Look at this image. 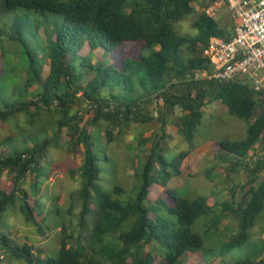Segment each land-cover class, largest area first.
Listing matches in <instances>:
<instances>
[{
  "label": "trees",
  "instance_id": "trees-1",
  "mask_svg": "<svg viewBox=\"0 0 264 264\" xmlns=\"http://www.w3.org/2000/svg\"><path fill=\"white\" fill-rule=\"evenodd\" d=\"M194 1L0 0V45L3 47L5 41L11 43L10 49L0 54V124H8L23 114L27 125L34 128L33 133L22 130L18 137L9 136L0 143L7 146V151L0 153V263L180 264L187 251L203 244L202 236L189 226L217 204L208 203L207 196L193 200L181 197L168 186V181L181 173L183 159L201 142H195L196 134L204 119L203 108L212 100L225 105L229 114L247 124L242 139L206 137L202 141L214 139V147L219 148L223 158L235 156L228 171L246 169L241 201L236 206L231 204L235 190L230 188L229 196L219 204L221 218L231 214L237 222V230L223 244V250L228 252L248 240V229L264 214V146L260 141L264 132V91H255L239 80L191 78L195 70L209 66L203 55L209 38L232 36L231 31L219 27L215 18L203 10L191 21L194 35L178 34L173 24L194 11ZM124 42H140L147 54L124 57L105 66L100 60L91 61L90 53L94 50L107 55ZM84 43L90 52L80 57L78 50ZM77 62L86 67L83 73ZM44 65L48 71L42 78ZM22 70L26 72L24 78ZM89 71L93 72L92 78L82 84ZM103 88H108L109 93L102 96ZM159 96L164 107L180 105L185 111L181 137L187 146L168 160L157 151L159 143L155 141L142 165L135 199L123 202L112 197L124 191L121 186H114L109 192L98 181L100 158L94 152V137L88 125L95 124L99 129L103 126L106 140L112 141L115 135L125 134L133 122H150L153 116L148 108L152 99ZM81 100L88 105L87 113H91L84 123L73 108ZM42 109L57 117L42 121ZM50 124L54 127L53 140L47 136ZM62 128L67 130L70 151H81L82 155L80 165L68 170L71 176L78 172L81 184L70 196L65 210H59L55 201L47 204L39 198L42 183L51 172L47 148L58 146ZM257 143L262 153L249 161V151ZM104 159H109L106 152ZM4 172L11 176L9 191L1 186ZM25 182L27 186L23 187ZM150 188L161 189L162 195L149 197ZM164 195L171 199V204ZM76 201L80 210L75 234L64 217L72 213ZM10 211L19 212L24 222L41 236L51 231L56 225L52 221L58 219L62 227L55 254L16 242L4 222ZM157 211L174 215L177 225ZM150 244H154L152 249L146 250L145 246ZM154 252L160 255L157 261ZM191 264L211 263L200 260ZM231 264H264V254Z\"/></svg>",
  "mask_w": 264,
  "mask_h": 264
},
{
  "label": "rangeland",
  "instance_id": "rangeland-1",
  "mask_svg": "<svg viewBox=\"0 0 264 264\" xmlns=\"http://www.w3.org/2000/svg\"><path fill=\"white\" fill-rule=\"evenodd\" d=\"M207 1L208 0H196L192 2L194 11L187 14L183 19L174 22V30L178 34L194 35L196 30L191 26V21L195 18L196 14L202 9L203 4ZM215 20L219 27L226 28L228 31H231L233 26L232 19H230L229 22V19H227L224 14L219 16L218 12ZM42 33L43 30L41 29V34ZM10 47L11 43L5 41L3 47L0 45V54L1 52L3 53V50L6 51L7 49H10ZM12 49L16 52L17 46L14 45ZM89 52L90 50L87 43H84V45L78 50L80 57L88 55ZM141 53L147 54L146 51L143 52L141 49L140 42H124L107 55L103 54L99 49H96L90 53V58L93 63L100 60L102 65L105 66L113 61L120 62L124 57L136 58ZM79 64L80 63L78 62L76 63L77 67L83 73L86 67H82ZM47 71L48 66L44 65L42 78L47 74ZM21 76L22 78L26 76V72L24 70L21 71ZM92 76V71L87 72L83 76L81 83L86 84ZM106 90L108 91L109 89H102V96L109 93V91L107 92ZM118 92L119 91L116 89L115 93L117 94ZM152 107L151 102L150 109ZM162 107L163 104L158 105L157 109L160 111ZM73 108L74 110L77 109V112L82 118V123L91 117V113L88 114L86 111L88 105L84 100H81L80 104L78 106L75 105ZM204 108L206 109V113L203 117L204 119L202 124L198 127L195 142H200L206 137H214L215 139L225 138L230 140H239L244 138L246 134V122L229 114L225 105H222L217 100H212L207 103ZM151 115L154 116V113L151 112ZM56 117L57 115H53L52 112H47L44 109L40 110L39 118H42V121L47 120V118ZM134 123L135 122L132 123L128 131L130 128H133V126H136L134 131L137 133L138 140L129 139L128 131L123 135H115V130L113 132L115 135L114 139L109 142L105 138L104 131H101L103 126L99 129L95 124L88 125V130H90L94 137V152L100 158L98 164L101 168V173L98 181L104 189L109 192L112 191L114 186H121L124 191L122 193L113 194L112 197L123 202L133 201L135 199L136 193L141 184V170L144 163L142 157V153L144 151L143 148L147 142L152 144L155 143V139L153 137L147 139L143 134L146 124L138 123L133 125ZM49 126L50 127L47 129V136L53 140L54 127L52 124ZM33 129L34 128L32 126L27 125L23 114H19L14 121L4 125L0 124V143L3 144L5 138L9 136H14L15 138L18 137L22 130H27L30 133H33ZM129 132H131V130ZM68 139L67 130L62 128L57 137L58 146L55 147L51 145L47 148L46 159L51 161L49 166L51 172L48 178L43 181L39 190L40 200L47 204L51 200L55 201L59 210H65L70 201V196L80 187L81 184L78 172H76L74 176H71L68 173L69 169L77 168L82 159L81 151L77 153H72L70 151L67 143ZM1 145L0 153H5L7 151V146ZM28 145L31 146L32 142L29 141ZM186 146V143L181 141L172 149L164 151L157 149V151L163 154L166 159L171 160L180 150L185 149ZM215 148L219 149L217 146ZM104 152H106L109 157L108 160L104 159ZM250 152L251 150L249 153ZM217 158L218 157L213 153H208L202 158V160L198 161V163L195 161L190 163L189 167L192 165L194 169V172L190 175L186 174V172L192 171V169L188 167L189 169H184L186 172L179 176H174L168 181V186L173 188L181 197L193 200L198 196H207L208 203L216 202L217 204L208 214L198 217L189 226L193 232L202 236L203 244L201 247L187 251L185 256H182L180 264H191V262L194 263L200 260L211 264H231L238 260L256 259L264 254V250H261L262 241L264 240V214L261 218L258 217L256 219L254 226L248 229L249 238L245 243L241 246L232 248L228 252H225L222 248V246H224L223 244L237 230V222L231 214L224 215L223 218H221L222 216L220 215L221 211L219 203L229 196L230 193L228 191L230 188L235 190L234 198L232 201L230 200L231 204L236 206L241 201L243 197L241 185L246 182L247 173L246 169L243 167H239L238 169L233 168L232 171H228L227 166L229 167L231 163L222 165L219 161H217ZM247 158L251 161L250 159L253 157L249 154V157ZM229 159L236 160L235 156L229 157ZM220 164L224 167L223 169L220 168ZM262 175H264V171L262 172ZM10 177L11 176L6 172H4L1 177V186L4 187L6 191H9L12 187ZM22 186L26 187L27 182L23 183ZM152 189L150 188L151 193H149V197L152 196V198H156L158 195H162V193H160L161 189ZM223 191L226 193L225 195L221 194ZM164 198L169 204L172 203L171 199L167 196ZM29 201L32 203L33 199L29 198ZM79 207V203L76 201L72 209V213L65 214L64 217V221L70 224V226L74 229L75 234L79 229L76 219L80 210ZM157 213L159 215H165L172 225H177V220L174 215L162 211H157ZM4 222L11 232V237L19 244H31L34 246L35 250H41L42 252H54L50 254H55V250L58 247L59 231L62 227L61 225H58V219L52 221V224L56 225L53 226L51 231H48L45 236L37 234L34 227L26 224L21 214L19 212L17 213V211L7 212L4 217ZM213 222H215V225H213ZM88 224L89 227H91V221L89 219ZM70 228L68 227V231ZM153 245H147L145 246V249L147 250L149 247L152 249ZM154 256L156 261L160 259L158 252H154ZM0 264H6V262H2Z\"/></svg>",
  "mask_w": 264,
  "mask_h": 264
},
{
  "label": "built area",
  "instance_id": "built-area-1",
  "mask_svg": "<svg viewBox=\"0 0 264 264\" xmlns=\"http://www.w3.org/2000/svg\"><path fill=\"white\" fill-rule=\"evenodd\" d=\"M221 6L227 8L233 21L232 36L209 38L203 52L209 66L195 70L191 78L217 82L239 80L255 91H264V0H212L201 10L215 17ZM162 104L161 96L153 98L154 116L158 114L157 106ZM260 141L264 146V132ZM258 144L249 153L254 159L262 153Z\"/></svg>",
  "mask_w": 264,
  "mask_h": 264
},
{
  "label": "crops",
  "instance_id": "crops-1",
  "mask_svg": "<svg viewBox=\"0 0 264 264\" xmlns=\"http://www.w3.org/2000/svg\"><path fill=\"white\" fill-rule=\"evenodd\" d=\"M218 12H219V16L221 14H224L227 17V19H229V22H230L231 16L225 6H221L218 8L215 17L217 16ZM203 109H204V112L206 113V109L205 108ZM148 110L151 114L150 106ZM184 117H185V111L182 109L180 105L167 106V107L163 106L156 117L153 116V119L150 122L144 123L146 124V126H145L143 134L145 138L147 139H149L150 137H153L155 141H158L160 150L164 151V150L172 149L177 144H179L181 141H183L181 137V130H182V122H183ZM136 124L137 123H134L133 125H136ZM134 129H136V126H133V128H130L131 132H129L130 130L128 131V134H129L128 137L129 139L138 140L137 133L134 131ZM210 138L207 139L206 141H201L195 148H193L189 152V154L184 158L182 162V165L180 168L181 173L179 175L186 172L184 171V169L188 168L190 166V163H193L194 161L198 163V161L202 160V158L208 153L210 154L213 153L215 156H217L218 157L217 161H219L222 165H227V163H231L235 161V160L229 159V157H232V156H228V160L227 158H223L221 151L214 147V141H213L214 139L212 140ZM151 146H152V143L147 142V144L143 148L144 151L142 153V157L144 161L148 158L149 150ZM221 164H220V168L223 169L224 167H222ZM189 168H191L192 171L186 172L187 175H190L192 172H194L192 165ZM221 194L225 195L226 193L223 191L221 192Z\"/></svg>",
  "mask_w": 264,
  "mask_h": 264
}]
</instances>
